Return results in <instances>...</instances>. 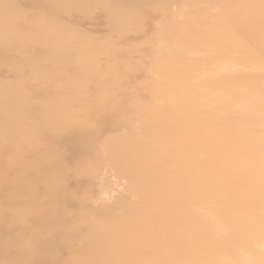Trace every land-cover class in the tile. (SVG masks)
Returning <instances> with one entry per match:
<instances>
[{"label":"rangeland","instance_id":"1","mask_svg":"<svg viewBox=\"0 0 264 264\" xmlns=\"http://www.w3.org/2000/svg\"><path fill=\"white\" fill-rule=\"evenodd\" d=\"M66 1L68 13L46 18L45 36H29L50 49L57 33L69 45L66 69L51 56L44 69L0 63V89L21 107L18 121L0 118V264L39 246L46 254L30 264H84L75 254L90 233L74 230L99 222L114 227L110 264H149L140 255L155 241L138 236L157 231V217L205 225L187 250L204 258L188 264H264V57L243 36L264 27V0ZM13 3L29 10V0ZM47 74L63 78L43 85ZM26 84L45 95L29 97ZM66 125L90 135L69 136ZM110 146L160 171L149 182L121 173L118 156L108 164ZM166 180L174 188L156 195ZM35 183L53 197L35 194ZM214 230L218 248L205 243Z\"/></svg>","mask_w":264,"mask_h":264},{"label":"bare ground","instance_id":"2","mask_svg":"<svg viewBox=\"0 0 264 264\" xmlns=\"http://www.w3.org/2000/svg\"><path fill=\"white\" fill-rule=\"evenodd\" d=\"M13 1L14 0H0V63L3 64L5 62H9L10 59L17 61V63L20 62L25 63L26 61H36V62H41L42 67L44 69L45 68L44 60L51 56V59L52 58L53 59L51 61H49L50 59L47 60V62L49 61L48 63L50 64L51 67H54V69L57 68L58 70L66 67L64 61L65 58L67 57L66 52L69 50V45L64 42L62 44V41H59L58 39L57 33H52L51 36L53 42H55L57 39L58 43L56 42L55 44L50 45V49L42 45L40 46V43L36 42L35 39L31 40L29 36H34V37L45 36L46 35L45 27L46 25H49L46 18L47 17L51 18L63 13H68L69 11L64 9L65 2L67 1L66 0H29V5L27 6V9L29 10H27V12L17 11L15 9ZM82 1L84 0H77L76 2L81 3ZM133 1L134 0H115V4L122 5V4L132 3ZM245 31L246 32L243 33V36L247 37V41L244 40V44L250 47L252 50L257 49L259 52H262L263 54L262 57H264V41L259 40L262 36H264V27L263 26L261 27L255 26V28L249 27L245 29ZM21 36H24L25 39L22 40ZM45 38L50 40V35ZM62 45L63 47H65V51H63L65 52L64 54L61 53L59 56L57 55L58 51L51 52L53 49L54 50L60 49L59 46ZM51 53L53 54V57ZM56 62L57 64H55ZM20 71L23 72L25 70L22 69ZM47 75L48 78L47 80L43 81V85H47V84L49 86L55 85L54 83H59L61 80L60 81L58 80L63 78L60 74H58L56 77H54L51 74H47ZM58 92L62 94L61 91L58 89H55L54 94L56 95ZM26 93L31 98H37L42 95H45V91H40L35 86H31L30 84H26ZM16 97L17 96L15 95L7 96V94L4 93V90L0 89L1 119H8V120L10 119V120L18 121V118H12L13 117L12 113L16 112V110H19L21 108V107L18 108L17 105L14 104L15 102L12 101V99L19 98ZM22 99L23 97L22 98L20 97L19 100L21 101ZM110 123H111L110 125H112L113 127L117 126V124H115L117 122H114L113 119ZM70 131L76 132L75 134L76 137H78V139L80 137L81 140H83V138H86V135L88 134L90 135V129H88V127L85 128L81 127L80 129H78L77 127L74 126L68 127V125H66V128L64 129L63 132H66V134L69 135ZM105 150H106L108 164L110 165L112 162H114L113 160L115 155L118 156L120 159L118 158L117 159L123 163V165L120 166L119 161L117 160L118 161L117 164L119 165L118 169L120 170V172L121 173L131 172V176L134 179L136 178L144 182L145 181L149 182L150 179H151L150 181L155 179V177H153V169L160 171V165L158 164L154 165L152 163H148V161L146 160H140L138 162L136 154L130 157V154H126L124 151H122L123 148L121 146L120 147L110 146ZM121 151L122 154L120 153ZM65 157L68 158L67 155ZM147 175L148 177H146ZM44 179L46 180V178ZM170 185H171L170 181L166 180V182L163 183V185H161L159 189L155 187L156 190L152 189V191L156 192V195L157 194H159V196L164 195L167 189L170 188ZM34 186H35L34 187L35 194H38L40 197H43L44 194H46V197L48 198L53 197L51 191L49 192L47 191V193L45 192L43 193L44 189L42 185L35 183ZM172 188L174 187L172 186ZM107 191L108 190H104V192ZM146 191L149 192V189ZM109 199L110 198H108V200ZM50 210L55 215H57L59 212L58 207H52ZM160 210H165V209L159 208V211ZM160 219L161 218L157 217L154 219L155 223L150 224L157 226L158 229L157 231L148 232L141 236H138V241L141 244L144 243V241L147 238H151L155 241L154 245L147 243L148 246H144L145 250H143L142 254L140 255V258L148 261L149 264H188L187 262L191 261V263H194V261L204 258V255H195V254L188 255L187 250L191 248L195 249L197 245L200 244V242H197L198 236L201 233L202 234L204 233L205 235L206 233V231H204L205 225L195 224L189 226V224H186L187 223L186 221H183L182 223L179 224L176 223L166 224L159 222ZM67 226H68L67 222L64 223V225L61 226L62 230L56 231L54 235L58 237L64 236V233L62 232H66ZM78 226L79 227L76 230H74L76 236L82 233L83 231H88V233H90V236L85 239L82 238L80 240L82 246L77 250L79 252H76L75 254L76 257L78 258L84 257L83 259L86 260L84 264H110L112 262L113 263L117 262V261H113L109 256L110 252L116 249L118 245V244H111L109 242V234L114 232L113 230L114 227L112 224H108V223L105 224L99 222L94 225H89V228L88 226L87 227L83 226V224H80ZM214 231L215 233L212 236H210L209 241L205 243H207L206 246L208 245L213 248L215 247L218 248L222 242V235L219 233V231L216 230ZM158 233H161L162 235L160 236ZM38 237L40 238V235ZM40 247L41 246H39L38 248L36 247L35 249L29 247L30 249L26 250L27 252L25 251L26 253H24L23 255V258H25L26 260L22 261V259L20 258L16 264H30L32 259L34 260V262L36 260H39V258L42 259V256H44L46 253L44 252V250L41 251L39 249ZM118 247L120 248V246ZM145 251L156 252L157 256L155 258L147 259L148 254ZM208 263L214 264L210 261Z\"/></svg>","mask_w":264,"mask_h":264}]
</instances>
